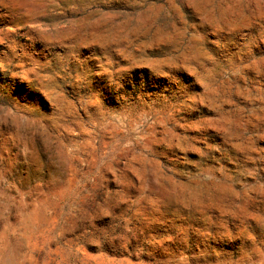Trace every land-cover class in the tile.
Wrapping results in <instances>:
<instances>
[{"label":"rangeland","instance_id":"rangeland-1","mask_svg":"<svg viewBox=\"0 0 264 264\" xmlns=\"http://www.w3.org/2000/svg\"><path fill=\"white\" fill-rule=\"evenodd\" d=\"M0 264H264V0H0Z\"/></svg>","mask_w":264,"mask_h":264}]
</instances>
